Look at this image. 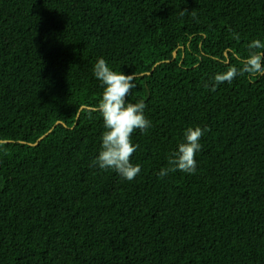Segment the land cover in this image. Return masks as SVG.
<instances>
[{
	"label": "trees",
	"instance_id": "16d2710c",
	"mask_svg": "<svg viewBox=\"0 0 264 264\" xmlns=\"http://www.w3.org/2000/svg\"><path fill=\"white\" fill-rule=\"evenodd\" d=\"M254 40L264 0H0V264H264V76L205 86ZM98 58L147 105L130 182L93 165Z\"/></svg>",
	"mask_w": 264,
	"mask_h": 264
},
{
	"label": "clouds",
	"instance_id": "9594fccd",
	"mask_svg": "<svg viewBox=\"0 0 264 264\" xmlns=\"http://www.w3.org/2000/svg\"><path fill=\"white\" fill-rule=\"evenodd\" d=\"M187 11L179 12L183 16ZM249 53L241 61L242 67H228L226 71L215 74L205 86L211 91L225 82L231 83L237 76L248 74L264 76V43L254 40L248 45ZM93 75L103 88L102 96L95 106L103 119L105 131L102 134L101 148L93 165L101 170H112L124 180L132 181L140 173L139 164L131 162L138 145L132 142L133 134L139 130L143 133L151 125L144 114L147 105L143 101L128 102L127 98L132 89L134 76L112 70L104 58H98L93 66ZM208 129L199 126L188 127L184 132V141L178 145L168 160L169 167L162 168L157 174L163 178L169 172L180 171L185 174H195L197 171L196 155L201 150L200 140Z\"/></svg>",
	"mask_w": 264,
	"mask_h": 264
},
{
	"label": "water",
	"instance_id": "95a60500",
	"mask_svg": "<svg viewBox=\"0 0 264 264\" xmlns=\"http://www.w3.org/2000/svg\"><path fill=\"white\" fill-rule=\"evenodd\" d=\"M175 57V52L173 53V58ZM81 110V109H80ZM79 110V111H80ZM79 115V112L77 113V116ZM58 123H56L53 128L57 125ZM51 130H49L44 136L40 137L33 145H36L39 141H41Z\"/></svg>",
	"mask_w": 264,
	"mask_h": 264
}]
</instances>
